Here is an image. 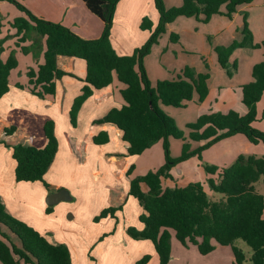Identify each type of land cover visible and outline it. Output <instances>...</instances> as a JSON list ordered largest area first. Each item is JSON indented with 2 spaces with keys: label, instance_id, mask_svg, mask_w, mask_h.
<instances>
[{
  "label": "trees",
  "instance_id": "obj_1",
  "mask_svg": "<svg viewBox=\"0 0 264 264\" xmlns=\"http://www.w3.org/2000/svg\"><path fill=\"white\" fill-rule=\"evenodd\" d=\"M0 1L13 4L25 14L27 18H18L13 25L18 34L24 33L22 41L28 37L34 38L33 48L43 51L44 62L38 66L37 72L31 70L28 74L35 95H55L56 80L69 75L58 67V56L76 57L86 62L87 76L82 94L73 102L70 112L72 124L77 125L82 105L95 90L110 86L117 77L126 86L121 90L126 104L121 108H113L96 124L115 125L122 132L123 141L128 144L127 154L130 156H140L156 143H162L165 159L162 166L135 177L132 176L135 167L128 171L131 179L128 195L144 208L139 220L145 229L138 231L129 228L128 234L132 238L151 241L160 264H170L172 261V232L184 246H196L201 255L212 253L218 245L232 247L235 257L233 264H245L247 261L244 252L235 245L238 240H242L253 250L251 264H264V200L256 193L254 186L256 176L264 175V157L240 155L232 166L219 172L217 180L209 178L211 191L227 196L225 204L213 202L204 185L199 182L185 187L177 184L173 188L166 186L167 180L175 179L172 173L174 168L193 156L202 158L203 151L222 140L243 135L252 144L264 145V131L254 126L259 119L258 103L264 96V61L254 65L253 80L241 87L242 101L248 113L244 116L234 110L228 113H205L187 124L189 140L161 106L184 108L195 95L199 102H203L209 92V74H196L187 68L177 79L159 80L153 86L145 66V58L151 53L152 47L167 32L168 25L179 17L199 19L202 16L205 23L215 15L232 18L240 6L250 4L253 0H184L181 6L171 8L166 6L164 0H154L160 15L158 24L154 26L152 20L145 17L140 27L150 31L151 36L132 55L125 56L116 52L110 40L116 9L121 0H82L104 22L102 36L89 40L63 24L37 17L19 0ZM244 24L242 41L235 40L228 47L215 49L218 62L225 70L230 67L237 70L236 62L232 66L230 64V58L236 50L259 47L253 42L246 17ZM178 39V35H171L172 42ZM17 65L15 54L4 62L0 50V100L10 90L9 76ZM14 131L15 127L6 129L5 135H11ZM45 135L48 142L42 149L24 144L9 146L2 136L0 144H5L13 151L18 183L40 182L52 192L60 189L45 180L58 151L52 121L46 123ZM171 139L183 141L179 157L171 155ZM94 141L97 144L106 143L108 136L101 132L94 137ZM191 141L203 144L192 150ZM206 170L210 175L218 171L215 166H207ZM52 209L48 207V213ZM120 210L122 207L106 208L95 218V222L115 217V213ZM151 258L147 254L136 264H148ZM21 261L26 264H73L66 245H54L34 227L10 214L0 202V262L20 264Z\"/></svg>",
  "mask_w": 264,
  "mask_h": 264
},
{
  "label": "crops",
  "instance_id": "obj_2",
  "mask_svg": "<svg viewBox=\"0 0 264 264\" xmlns=\"http://www.w3.org/2000/svg\"><path fill=\"white\" fill-rule=\"evenodd\" d=\"M19 1L37 17L63 24L84 39L100 38L104 31V22L90 11L82 0ZM183 1L165 0V3L171 8L181 6ZM145 17H149L154 26L158 24L160 15L154 0L119 2L110 36L112 46L119 55H132L149 39L151 32L140 27ZM18 18L27 17L13 4L0 1L1 58L5 62L15 54L18 61L17 67L9 76L10 90L0 100V136L9 146L24 144L42 149L48 142L45 125L48 121H52L54 134L58 140V151L45 175V180L50 185L60 188L59 190L68 189L73 199L49 206L46 198L59 190L49 192L40 182L18 183L15 177L17 163L13 158V151L5 144H0V202L6 206L10 214L34 227L54 245H66L72 255L73 264H136L147 254L152 257L148 264H160L151 241L137 240L128 234L129 228L138 231L145 229V225L139 220L144 208L135 198L128 195L131 181L128 171L131 167H135L132 175L135 177L155 171L162 166L165 162L161 155L162 143H156L140 156H130L127 154L128 144L123 141L122 132L115 125L96 124V121L105 117L110 110L121 108L126 104L121 94V90L126 86L120 83L117 77L110 86L95 90L94 94L85 101L78 113L77 125L74 126L70 112L74 99L82 94L87 76L86 62L76 57L58 56V67L69 75L56 80L55 95H45V97L35 95L28 74L31 70L37 72L38 66L44 62L43 51H36L33 48L34 38L21 40L24 33L18 34V30L13 25ZM233 18L237 19V16L234 15ZM179 19L181 17L169 24L167 31L172 32ZM233 20L231 23L234 22ZM234 37L235 40L242 41L244 35L237 31ZM241 49H247L251 59L254 57L252 48ZM148 56L145 58V66L153 86H156L159 80H174L180 76L176 78L171 74V77H168L170 66L167 64L160 68L151 67ZM255 64L252 62L251 67L253 68ZM216 69L218 79L215 82L212 78L208 79L209 92L206 99L199 102L198 96L195 95L186 107L198 106L197 118L210 111L228 113L234 110L241 116L246 115L248 108L242 101L241 88L244 83L233 79L227 80V70L218 66ZM175 73L177 71L173 72ZM242 78L248 80L247 72ZM252 80L253 78L249 82ZM161 107L166 111L164 107L169 106ZM261 118L264 119V113L259 112V119ZM12 127H15V131L6 136L5 130ZM101 132L107 134L108 141L97 144L94 137ZM236 137L237 135L227 139ZM238 141L243 145L247 143L241 139ZM190 160L192 158L173 169L175 179L167 180L166 186L173 188L177 184L185 187L196 181L195 172L191 175L192 172L187 168L185 171L188 174L186 172L176 174L179 169L192 167L188 166ZM198 169L202 168L198 166ZM222 169H218L215 175H209V178L217 180ZM206 177L205 174L203 180ZM48 207L53 208L50 213L47 211ZM109 207H122V210L117 211L115 217H107L95 222V218ZM13 240L16 241L14 237ZM171 245L170 264H233L235 262L233 249L230 246L218 245L212 253L201 255L198 250L195 252L196 246H184L178 242L174 232H172ZM20 264L26 263L21 261Z\"/></svg>",
  "mask_w": 264,
  "mask_h": 264
},
{
  "label": "rangeland",
  "instance_id": "obj_3",
  "mask_svg": "<svg viewBox=\"0 0 264 264\" xmlns=\"http://www.w3.org/2000/svg\"><path fill=\"white\" fill-rule=\"evenodd\" d=\"M235 16H237V19L233 17L231 19L224 15H215L208 23L202 21V16H200L199 19L181 17V19H179L180 21L175 23L174 30L172 31L173 34L178 35V41L173 43L171 41L172 32L167 31L166 34L161 37L159 44L152 47L151 53L148 56V61L152 65L151 67L160 68L162 65L167 64L170 66L168 67L166 65L170 72L167 74L168 77H171L172 74L176 78L189 68L196 74H209V78H212L213 82H215L218 79L216 66L220 69L222 68L218 63L215 49L216 47H228L231 45L232 42L235 41L234 36L237 31L243 34L245 27L244 19L246 17L248 28L253 35V42L259 45V47L252 49L248 48L254 52V57L252 59L249 57L250 54H248L247 49L236 50L230 58V64L232 66V64L236 62L237 70L230 67L226 72V78L227 80L233 79V81H242L244 84L249 83L253 78L251 63L255 62L257 64L264 61V0H253L250 5L241 6ZM231 20L234 22L231 23ZM174 71H177V73L173 74ZM246 72L248 80L242 78L243 74L246 75ZM164 108H166L167 111H165V113L176 121L178 128L182 130L185 137L188 138L189 130L187 124L197 120L198 106L191 105L188 108L169 106ZM258 110L261 114L264 113V96L261 102L258 103ZM261 119H259L254 126L264 131V119ZM238 138L245 140L247 143H244V145L241 144ZM171 142L172 157H179L181 155L183 141L173 139ZM200 145L199 142L191 141L192 150L198 149ZM161 155L162 159H164L162 149ZM240 155L262 158L264 157V145L251 144L243 135H237L235 139L222 140L203 151L202 158L197 155L193 156L189 164L187 163L188 166L192 167L179 169L176 174H178V172L185 174L186 168L192 172L191 175L195 172V182L204 185L210 199L213 202L225 204L227 202L226 195L211 191L208 183L210 174L207 173L206 167L210 166L214 168L215 166L217 169L230 167L237 161ZM198 166L202 169L199 170ZM203 169L205 172H203ZM205 174L207 177L203 180ZM254 186L256 193L264 200V175L258 174L256 176ZM236 244L246 255L247 261L245 264H251L250 258L253 254L252 248L242 240H238ZM194 248L196 249V247ZM197 250L198 249H196L195 252H197Z\"/></svg>",
  "mask_w": 264,
  "mask_h": 264
},
{
  "label": "water",
  "instance_id": "obj_4",
  "mask_svg": "<svg viewBox=\"0 0 264 264\" xmlns=\"http://www.w3.org/2000/svg\"><path fill=\"white\" fill-rule=\"evenodd\" d=\"M72 199L73 198L70 195L69 190L64 188L49 194V196L46 198V202L49 206H55L62 201H71Z\"/></svg>",
  "mask_w": 264,
  "mask_h": 264
}]
</instances>
